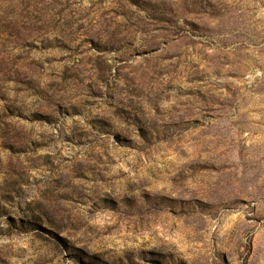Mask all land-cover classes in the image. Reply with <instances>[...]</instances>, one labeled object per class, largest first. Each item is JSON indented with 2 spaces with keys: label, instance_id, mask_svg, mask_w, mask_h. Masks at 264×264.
Returning a JSON list of instances; mask_svg holds the SVG:
<instances>
[{
  "label": "rangeland",
  "instance_id": "rangeland-1",
  "mask_svg": "<svg viewBox=\"0 0 264 264\" xmlns=\"http://www.w3.org/2000/svg\"><path fill=\"white\" fill-rule=\"evenodd\" d=\"M0 264H264V0H0Z\"/></svg>",
  "mask_w": 264,
  "mask_h": 264
}]
</instances>
